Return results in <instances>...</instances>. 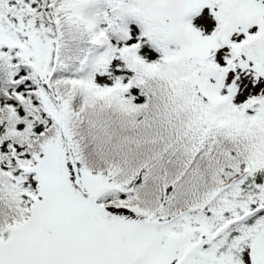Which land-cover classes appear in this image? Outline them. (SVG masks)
Returning <instances> with one entry per match:
<instances>
[{
  "label": "snow or ice",
  "instance_id": "snow-or-ice-1",
  "mask_svg": "<svg viewBox=\"0 0 264 264\" xmlns=\"http://www.w3.org/2000/svg\"><path fill=\"white\" fill-rule=\"evenodd\" d=\"M0 264H264V0H0Z\"/></svg>",
  "mask_w": 264,
  "mask_h": 264
}]
</instances>
